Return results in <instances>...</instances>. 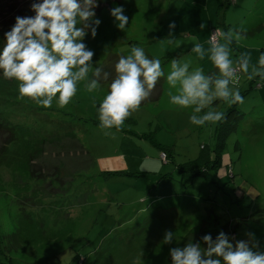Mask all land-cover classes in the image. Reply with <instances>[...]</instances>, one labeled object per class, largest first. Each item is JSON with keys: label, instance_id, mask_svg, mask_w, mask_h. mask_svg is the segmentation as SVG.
Returning <instances> with one entry per match:
<instances>
[{"label": "rangeland", "instance_id": "rangeland-1", "mask_svg": "<svg viewBox=\"0 0 264 264\" xmlns=\"http://www.w3.org/2000/svg\"><path fill=\"white\" fill-rule=\"evenodd\" d=\"M226 3L220 6L219 0L115 1L111 9L122 6L129 18L125 30L116 27L109 11L98 17L101 23L95 38L89 31L84 40L94 52L91 71L96 67L103 70L98 89L87 91L86 84L93 78L90 71L88 80L77 83L76 95L68 105L58 107L59 94L53 100L51 107L70 112L75 118L68 115L66 119L71 120H59V112L49 111L45 112L48 117L45 119L44 114L28 110L26 101L17 107L9 105L19 112L20 121L10 118L14 127L10 133L14 135L6 150L11 166H0V264H78L77 254L85 256L84 264H89L91 259L99 260V252L106 255L104 247L108 240L117 242L113 264H171L170 248L183 247L191 241L206 248L202 237L211 234L215 239L221 231L235 240H247L249 233L254 234L258 250L264 251V218L257 220L254 216L257 207L264 206V76L252 78L257 87L250 89L243 97L244 102L237 106L242 116L226 119V124L236 127L228 131L225 146L218 153L222 164L218 172H211L207 178L206 174L177 171L179 163L206 153L212 157L217 137L216 123L193 125L192 107L180 108L170 103L166 76L171 71L172 59L188 63L189 71L200 68L206 76L219 75L207 55L200 60L191 51L193 45L199 43L206 50L210 48L207 41L210 27L224 33L234 23L243 24L249 16L251 19L264 16H252L256 4H264V0ZM171 23L175 25L172 29ZM201 24L205 25L203 30ZM170 33L174 37L171 44ZM212 33L217 35L215 30ZM232 37L238 50L250 56V74L251 66L258 67L259 57L264 53V31L250 41L234 33ZM219 43H225L223 36L219 37ZM134 46L143 48L150 59H159L165 77L158 81L149 99L125 120L121 131L102 130L96 124L99 105L116 76L115 64L121 56L130 55ZM230 58L234 62L237 59L231 49ZM103 72L109 74L107 80ZM237 75L238 82L230 83L229 88L241 92L250 79L243 72ZM229 105L217 100L203 111H222ZM105 131L109 134L105 135ZM6 132L2 123L0 146ZM47 132L57 133L44 145H38ZM144 132L169 150L168 161L160 158V150L148 141L149 136L148 140L139 136ZM42 146V152L36 156ZM33 153L34 158L27 161ZM27 169L29 173L24 174ZM117 171L122 175L95 176ZM74 185L81 187L72 191ZM26 192L33 195L27 196ZM55 197L60 198L53 200ZM197 197L210 198L209 202L218 206L197 201ZM161 199L165 202L157 205ZM70 201L73 205L68 214L64 209L57 211L59 204L66 206ZM153 205L150 216L146 207ZM44 206L67 229L62 242L52 243L47 249L46 243L55 239V235L47 224L46 214L41 212ZM126 226H131L129 234L120 235ZM10 230L19 237L17 248L5 247L2 235ZM166 231L175 235L171 244L163 242ZM147 244L151 254L145 255L142 248Z\"/></svg>", "mask_w": 264, "mask_h": 264}, {"label": "clouds", "instance_id": "clouds-1", "mask_svg": "<svg viewBox=\"0 0 264 264\" xmlns=\"http://www.w3.org/2000/svg\"><path fill=\"white\" fill-rule=\"evenodd\" d=\"M96 7L98 0H33L31 10L35 15L15 18L14 25L4 33L0 71L5 79L18 82L19 100L28 98L50 108L59 94L58 107L64 108L70 103L76 95L77 83L88 80L93 68L94 52L84 40L89 31L92 38L97 35L101 21L95 18ZM110 15L116 27L125 30L129 18L124 15V8L114 7ZM174 27V23L169 25L170 29ZM200 27L203 30L205 25ZM220 35L225 43L212 40L207 50L199 43L191 49L200 60L207 55L219 75L206 76L200 68L189 71L188 63L181 64L172 59L171 71L166 76L170 103L180 108L192 107L190 123L193 125L204 126L226 119L223 112L203 111L210 109L217 100L229 104L244 102L238 89L229 88L230 83L238 79V72L248 74L250 80L257 75L264 76V53L259 57L258 67L252 65L249 74V54H241L235 62L230 58L232 30ZM173 38L170 33L169 44L174 42ZM102 71L100 67L91 71L93 78L86 84L88 92L98 89ZM115 73L109 92L98 108L102 130L121 131L125 120L149 99L158 81L165 77L161 61L150 59L138 46L132 47L130 55L119 58ZM108 76L103 72L105 80ZM108 134L109 131H105V135ZM248 236L247 240H235L221 231L213 239L211 234H206L202 237L206 248L192 241L183 247L170 248L171 264H264V251L258 250L259 242L254 239V234ZM174 238L173 232L166 231L163 242L171 244Z\"/></svg>", "mask_w": 264, "mask_h": 264}, {"label": "trees", "instance_id": "trees-1", "mask_svg": "<svg viewBox=\"0 0 264 264\" xmlns=\"http://www.w3.org/2000/svg\"><path fill=\"white\" fill-rule=\"evenodd\" d=\"M115 1L121 3V0H98V7L95 8V13H96V17L98 19V17L102 16L104 13H108L112 7V5H115ZM260 0H258L259 2ZM220 2V6H222V3H226L227 5L229 4V0H219ZM33 3V0H0V48H2L3 43H4V33L9 31L10 28L14 25L15 23V18L17 16H33L35 15V13L31 10V4ZM108 6V8L105 7ZM264 15V4L262 3H257L253 12H252V16L258 17V16H263ZM216 31L217 35H216V42H219V37L221 36L220 33L222 31H217L216 28L210 27L208 30V37H207V41L210 43L211 41V34L212 31ZM229 30H232V32H234V34L237 35V33H239L238 37H242L244 38L243 40L245 41H250L251 38L254 35H256L257 33L264 31V16L263 18H255V19H251V17L249 16L246 21L243 24H236V25H231L228 28L225 29L224 33L229 32ZM129 43H132V40H128ZM137 43H141L140 41H135ZM236 40L235 38L232 37V41L229 44V47H231L230 49L233 51L234 55L237 56V59L241 56V52L240 50H238V48L235 46ZM264 43V42H263ZM262 43V44H263ZM89 45V44H88ZM236 59V60H237ZM240 73V72H238ZM237 73V74H238ZM238 79L234 80L232 83H237ZM257 87V82H255L254 79H251L249 81V85L246 89L242 90L240 92L242 97H245L248 92L250 91V89L256 88ZM19 93H18V82L15 80H7L3 77L2 75V71H0V126L3 123L4 126H6L7 128V137L5 138V141L3 142V144L1 143L0 146V166L1 165H5L6 167H8V165L11 166L9 160H8V156H7V147L11 144L10 141L13 139V132L10 133L11 129H14V127H12V123L10 118L13 117V119H17V116L20 115L19 112L15 109H11L9 107V105H14L15 107H17L18 103H22L23 101H26L28 103V110H33L35 113H39V114H44L43 118L48 119V117L46 116L47 113L45 112H49V111H53V112H59L60 115L59 116V120H71L70 119H66L68 115H70L72 118H75L74 114L70 113V112H66L64 110H57L54 107H50V108H44L41 105L36 104L35 102L29 100L28 98H25L23 100H19L18 97ZM239 103L236 104H230L227 108H225L224 110H220L221 112H223L225 114L226 119L230 116L235 115L236 118H239L242 116V113L237 109ZM222 109V108H221ZM219 111V112H220ZM25 116L26 113H25ZM27 118L28 120L30 119L29 117H24ZM224 120L221 122L216 123L215 126V134L217 137V149H215V152H213V156L210 157V155H208L209 153L206 154H202V156L200 155L197 159H191L190 161L187 162H183V163H179L177 164V171L180 173H189V174H193V175H205L208 177V175L211 174V172H215L217 173L219 168L221 167V154L218 156L219 151L224 148V139L228 134L229 130H233L236 127V124H226L228 120ZM19 119H17L18 121ZM20 121V120H19ZM86 122V121H85ZM96 123V122H94ZM97 125H99V123H96ZM224 125H227V127H225ZM126 132L132 133V134H137L135 133L133 130H126ZM54 133L57 132H53V133H46L43 135L42 138H40L39 140V144L44 145L47 141H49L50 139H52L50 136H52ZM14 135V134H13ZM140 137L147 139V136H149V140L153 145L156 146L157 149L160 150V153H165L166 155V161H168V157L171 156V154L169 153V150L166 149L164 146L159 145L156 141L152 140V135L151 134H146L141 133L139 134ZM224 145V146H223ZM25 148V147H24ZM43 150V146L42 149L40 148L39 150H37V153L35 154L36 156L39 155ZM34 158V153L30 154L26 160L30 162V160H32ZM1 171V168H0ZM24 174H26L27 172L29 173V169L24 170L23 171ZM111 174H117V175H122L121 172H102V173H98L97 177L99 178H105L108 175ZM124 174V173H123ZM126 174H130V175H134L132 173H128L126 172ZM16 186V185H15ZM73 190L72 191H78L79 187H81L80 185H74L73 186ZM68 188V187H66ZM51 192H53V190H50ZM71 191V192H72ZM18 194H21V192H17ZM25 195L27 196H32L33 193L32 192H26ZM71 196V194H70ZM60 197H55L53 198V200L58 199ZM210 198H200L197 197V201L200 200H205L209 202ZM17 201V200H16ZM58 200L54 201L55 203ZM144 202H146V200H143ZM163 202H165V200H157V205L162 204ZM203 202V201H200ZM209 204H212L214 206H218L215 203H211L209 202ZM73 204L71 203V201L69 202L68 205H64V204H59L57 211L64 209V211L68 214V212L71 211L70 207ZM152 207V208H151ZM155 206H150V207H146L149 210V213H151V209H153ZM41 212H44L46 214V220H47V224L48 226L53 230L54 235H55V239H51V240H55V241H51L48 240V242L46 243V246L44 247V249L46 248H50L51 244L54 243H61L63 237L67 234V232L65 230L66 227L64 226L63 222L60 220V218L56 215V214H51L50 211L47 210L46 206H44L41 209ZM153 214L151 213L150 216H152ZM254 216L256 217L255 219L260 220L264 218V206H259L257 207V209L254 212ZM180 219V218H179ZM181 225H182V221H181ZM180 225V226H181ZM131 226H126L125 229H123L120 232V235L125 234L128 235L130 232ZM17 230V229H16ZM156 237V236H154ZM18 235H15L14 232L12 230H10L8 233H5L2 235V239L3 241L6 242L5 247L7 249L10 248H17L18 247ZM68 241H73V240H68ZM149 242V241H148ZM149 244V243H148ZM148 244L142 248V252L145 255L151 254L149 252V250L147 249ZM117 245V242H113L111 240H108L107 245L104 247V250L106 252V255H101L99 252V260L98 259H91V262L89 264H113V249L114 247ZM161 247V245H159V248ZM158 250H156L153 254L157 253ZM78 256V264H84L85 262V256L83 258H81V256L79 254H77ZM97 257V256H96ZM90 261V260H89ZM88 264V263H87Z\"/></svg>", "mask_w": 264, "mask_h": 264}, {"label": "built area", "instance_id": "built-area-1", "mask_svg": "<svg viewBox=\"0 0 264 264\" xmlns=\"http://www.w3.org/2000/svg\"><path fill=\"white\" fill-rule=\"evenodd\" d=\"M213 37H215L214 39H213ZM213 40V42H216V34L215 33H212V36H211V41ZM160 158L161 159H163V160H166V155H165V153H160Z\"/></svg>", "mask_w": 264, "mask_h": 264}, {"label": "crops", "instance_id": "crops-1", "mask_svg": "<svg viewBox=\"0 0 264 264\" xmlns=\"http://www.w3.org/2000/svg\"><path fill=\"white\" fill-rule=\"evenodd\" d=\"M233 25H236V24L234 23ZM233 25H232V26H233ZM227 33H228V32H227ZM232 33H234V32H232ZM254 36H255V35H254ZM240 38H241V39H244V38H242V37H240ZM250 38L252 39V37H250ZM239 89H240V88H239Z\"/></svg>", "mask_w": 264, "mask_h": 264}]
</instances>
